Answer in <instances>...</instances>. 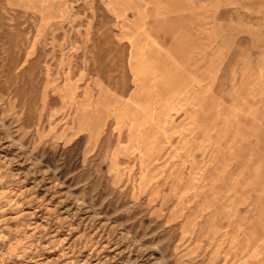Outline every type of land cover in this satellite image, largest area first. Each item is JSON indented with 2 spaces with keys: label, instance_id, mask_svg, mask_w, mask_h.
I'll return each instance as SVG.
<instances>
[{
  "label": "rangeland",
  "instance_id": "1",
  "mask_svg": "<svg viewBox=\"0 0 264 264\" xmlns=\"http://www.w3.org/2000/svg\"><path fill=\"white\" fill-rule=\"evenodd\" d=\"M126 10L0 0V264H264V23L209 30L200 91L199 57L122 43ZM96 90L97 143L47 137Z\"/></svg>",
  "mask_w": 264,
  "mask_h": 264
},
{
  "label": "crops",
  "instance_id": "2",
  "mask_svg": "<svg viewBox=\"0 0 264 264\" xmlns=\"http://www.w3.org/2000/svg\"><path fill=\"white\" fill-rule=\"evenodd\" d=\"M120 4L130 8L120 19L122 43L128 48L130 43L140 46L143 62L150 68L160 60L177 61V57L185 63L193 56L199 57L198 70L203 79L200 91L207 83L209 30L210 41L218 43L224 34L225 17H239L245 9L249 24L264 23V0H120ZM92 86L95 87L90 84L89 88ZM94 93L91 99L89 96L78 97V102L73 105L75 114L71 129L51 130L47 137L52 138L55 134L70 143L85 137L87 146L97 143L95 135H101L107 128V102L100 101L101 93L97 95V90ZM86 118L88 123H85ZM100 125L102 131L97 133Z\"/></svg>",
  "mask_w": 264,
  "mask_h": 264
}]
</instances>
